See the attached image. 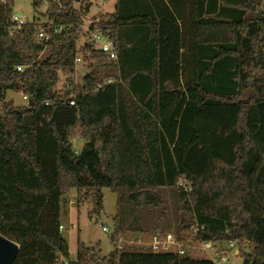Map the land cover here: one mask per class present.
<instances>
[{
    "label": "trees",
    "instance_id": "trees-1",
    "mask_svg": "<svg viewBox=\"0 0 264 264\" xmlns=\"http://www.w3.org/2000/svg\"><path fill=\"white\" fill-rule=\"evenodd\" d=\"M78 1L34 0L47 24L10 37L15 0H0V236L20 249L14 264H216L118 246L161 233L264 264V0H114L87 33ZM96 31L118 60L77 86L76 57H100L78 43ZM73 190L91 217L104 191L116 196L109 257L79 244L71 260L61 206Z\"/></svg>",
    "mask_w": 264,
    "mask_h": 264
},
{
    "label": "rangeland",
    "instance_id": "rangeland-1",
    "mask_svg": "<svg viewBox=\"0 0 264 264\" xmlns=\"http://www.w3.org/2000/svg\"><path fill=\"white\" fill-rule=\"evenodd\" d=\"M34 0H15L14 16L21 20H28L29 23L38 24L43 26L47 24V19L41 15L46 13V5L42 6L38 10V15L35 14ZM89 5L90 11L85 18L84 33L89 30L93 19L100 14H113L115 11V1L111 0H79L75 3V9L80 11L84 6ZM84 35L78 43V48L85 45L87 39ZM88 71L81 65L76 66V76H74V82L77 86H82L83 79L87 75ZM64 81L60 85V89H63ZM8 101L13 103L16 108L25 107L26 101L22 95L14 94L12 92L7 93ZM75 150L79 151L81 143L77 140L74 141ZM103 207L104 210L100 215L92 216V208L88 205L78 204V193L76 190L70 192L68 196L64 198L61 206V235L67 242L70 250V258L72 261L77 259L78 246L83 245L87 249H95V252L100 251L99 256L101 258L109 257L116 249L113 243L112 236L114 235V219L117 215V198L110 191H104L103 193ZM103 228L108 230V233L103 232ZM144 237L137 235L132 236L130 234H124L119 237L118 246L123 250L134 249L140 250L143 246L139 245ZM194 251H192V257L202 258L207 260H213L214 262L221 257L222 252H229V254H223L222 257L226 258L225 264H243V259L240 256H236L238 251L235 246L230 248L227 245L217 246L213 250L207 253L199 252V247L192 245ZM220 251V252H219ZM219 256V257H218Z\"/></svg>",
    "mask_w": 264,
    "mask_h": 264
},
{
    "label": "built area",
    "instance_id": "built-area-1",
    "mask_svg": "<svg viewBox=\"0 0 264 264\" xmlns=\"http://www.w3.org/2000/svg\"><path fill=\"white\" fill-rule=\"evenodd\" d=\"M29 23L28 20H21L17 18L16 16H13L11 18V26L10 29V37L14 36V33L17 30H20L21 28L27 26ZM92 24V23H91ZM91 25H89L90 27ZM51 26L47 28V30H51ZM60 32V30L56 31ZM45 33L43 31L39 30L38 38L40 40L45 39ZM87 42L93 46L95 51H97L100 54V57L98 59H91L90 54H80L75 59V67L78 65H81L84 69L88 71L90 65H94L96 63H104V64H110V63H116L118 58L116 51L114 49L113 44L105 38L100 32H91L89 34V37L87 39ZM18 71H22L21 68L17 69ZM115 82L109 81L105 85H114ZM26 101V98H24ZM74 106V103L71 104ZM62 230V228H61ZM103 232L108 233V230L106 228H103ZM139 245L143 246L144 248L150 249L153 253H174L178 255L179 257H192L191 253L194 251V247L192 245L183 244L176 240L174 234L172 233H161L154 236H146L144 237V240L139 243ZM199 247V252L201 253H207L208 251L213 250V246L211 244H205ZM230 248H233V246H230ZM120 250H123L120 247ZM202 259H205V257L202 256ZM226 258L222 259L221 261H215L216 264H225ZM213 261V260H210ZM214 262V261H213ZM73 263H76V260L73 261ZM65 264H69L66 262Z\"/></svg>",
    "mask_w": 264,
    "mask_h": 264
},
{
    "label": "water",
    "instance_id": "water-1",
    "mask_svg": "<svg viewBox=\"0 0 264 264\" xmlns=\"http://www.w3.org/2000/svg\"><path fill=\"white\" fill-rule=\"evenodd\" d=\"M19 247L0 236V264H14L19 254ZM236 256H239L237 251Z\"/></svg>",
    "mask_w": 264,
    "mask_h": 264
},
{
    "label": "crops",
    "instance_id": "crops-1",
    "mask_svg": "<svg viewBox=\"0 0 264 264\" xmlns=\"http://www.w3.org/2000/svg\"><path fill=\"white\" fill-rule=\"evenodd\" d=\"M114 1V0H113Z\"/></svg>",
    "mask_w": 264,
    "mask_h": 264
}]
</instances>
